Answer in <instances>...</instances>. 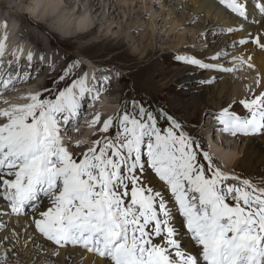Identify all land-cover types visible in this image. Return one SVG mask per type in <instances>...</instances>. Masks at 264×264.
<instances>
[{
  "label": "snow or ice",
  "instance_id": "1",
  "mask_svg": "<svg viewBox=\"0 0 264 264\" xmlns=\"http://www.w3.org/2000/svg\"><path fill=\"white\" fill-rule=\"evenodd\" d=\"M218 4L249 19V0ZM251 12L264 16V0ZM247 43L264 51V32L239 41ZM229 59L255 67L251 54ZM176 60L235 71L198 57ZM61 80L62 87L0 110V214L30 215L36 233L57 249L91 254V264H264V187L222 170L165 110L132 100L115 118H88L85 108L103 86L91 87L86 75ZM10 86L11 77L0 81V95ZM249 93L239 102L246 116L229 108L214 115L222 134L264 136V88ZM85 120L101 135L77 153L83 146H73L69 132ZM146 170L158 189L145 184ZM8 259L5 252L0 264Z\"/></svg>",
  "mask_w": 264,
  "mask_h": 264
},
{
  "label": "bare ground",
  "instance_id": "2",
  "mask_svg": "<svg viewBox=\"0 0 264 264\" xmlns=\"http://www.w3.org/2000/svg\"><path fill=\"white\" fill-rule=\"evenodd\" d=\"M3 1L9 5L16 4L21 7L25 0ZM34 1L35 5L38 6L41 1L43 2L44 0ZM134 1L137 3L140 0H131V4L127 5L128 7L126 6V0H119V2L118 0H63V4H61V2L55 3L54 1H50L52 6L48 5V3L47 6L53 7V11H50L52 14H45L42 12L43 10H40L37 13L34 9L35 7L31 9L30 6L27 8H24L23 6L21 9L22 11L24 10V13L27 11L26 14L28 16L34 15L35 19L39 20L41 24H49L46 25L48 30L61 37H65V30L63 31L59 29L58 26H54L52 24L54 20L59 22V18L62 19L60 21L62 28H69L71 24H73L72 28L75 30H83L82 32L80 31V36L83 35L85 29H88V31L84 35H90L95 32L98 25L104 26L107 20L111 18L115 19V17H119L120 15L122 17L127 16L128 18L134 19L135 17L142 16V18L138 21L139 24L135 25L136 27L134 26L135 28L133 27V30H138L139 28L140 30L144 29L147 23L145 19H150L152 26L150 34L155 35L156 32H159L156 33V36L163 32L167 25H171L170 31L166 34V36L169 37V40L176 39V43L170 45L169 43L172 42L167 41V44L165 43V40L164 43H161V48L173 49L172 52L185 54L186 57L189 58L197 57L196 53L199 51L207 57L208 60L205 61L207 63L224 65L227 67H233L234 69L239 65L238 68L232 72L207 70L205 75L202 77L206 81H210L209 83H206V88L202 93L205 97V101L208 103L206 106L207 108L211 105V102L216 95H218L217 97L219 98H225L227 96L230 100L232 99V105L229 106V108H232L233 105L239 108L241 107L239 102L249 93V86L252 89L256 86V93H258L261 88H264V51H260L254 44L251 43L244 44V46L239 49L237 47V43L233 42L232 37L225 35L227 29L230 31L231 28L234 30L242 29L240 30L241 33L235 35L236 38L240 39H242L241 36L245 37L244 39H247L249 33L264 32V16H261L258 12H251V8L253 7L255 0H249L250 14L249 19L247 20L236 16L223 6L219 5L218 0H187V4H185V1L181 2L180 0H142L141 12H139L138 9L136 12H133L135 10L133 7ZM79 4H82L81 10L79 8H73L71 14H66L64 12L67 7L72 8L73 6L75 7V5L79 6ZM47 6L45 5L44 9H46ZM19 10L17 11V8L14 9L16 14ZM79 11H81V13H79ZM14 13H11L9 10L0 6V24L3 26L6 22L7 28L12 22L17 24L15 32L17 42L15 43L14 39L11 38L6 40L5 43L0 44L3 45L4 49L3 56H0V81H2L3 78H6L5 73H7L10 69L12 70V65H16V67L25 65L26 69L21 72V76L18 75L19 77H17L16 73H12V79L15 82V87L10 86V91L4 90L5 94L0 95V110L13 105H22L26 103L27 101L25 98L34 95L33 93L36 92L35 90H37V88H39L42 84V75L40 73L42 69L45 67L52 68V70L54 68H61V65L58 66V64L54 63L52 52L56 50H54L52 46L46 47L45 38L40 36V33H38L36 29H32V26L28 23H23V21L25 22L27 20H25L23 16L19 17L21 14L16 15ZM51 15L52 17H50ZM208 16H210V19H208ZM13 19L17 20L14 22ZM108 22L109 21H107V23ZM112 24L114 23H111V26ZM109 26L110 24L108 27ZM183 26L185 27L183 28V31L176 36V30H180ZM3 30H5L4 26ZM101 32L103 31L101 30ZM191 32V40H194V42L192 41V43H189L186 35ZM131 41L138 42L139 37H130L129 43H132ZM159 42H163L161 38ZM152 46L153 45H151V43L147 44L146 49L142 46L144 50L141 53L148 51L147 49ZM217 53H227V55H222L219 59H212V57ZM30 54L32 56L31 61L28 60ZM248 54H251L252 56L251 63L255 66L254 70L257 73L256 77H254L252 71L248 72L249 68L246 64L239 62L233 63L229 59L232 55L244 56L246 58ZM68 56L70 57V55ZM88 60L92 62V60L87 59V61ZM39 63L42 68L38 73H34L32 70H35ZM77 67L81 69L83 68V64L78 63ZM20 68L21 67H19V70ZM197 71L198 70L195 67L185 66L179 71V73L176 74V76L182 78L183 82L189 83L198 79L195 75ZM105 73V70L96 69L94 73H91V82H94L95 88L102 85V93L109 97L114 94L115 85L114 83H110L108 80L109 77L106 76ZM101 76L105 78L103 81L99 78ZM44 77L45 79L48 78L45 74ZM245 77L247 79L243 81ZM258 79L260 80L259 86L257 85ZM5 100L8 101V104L4 103ZM88 106H90L91 109L89 112H85L87 117L91 118L97 111L95 110V105L88 104ZM109 110H112L111 107ZM100 117L103 120L101 115ZM207 124L208 123L204 124L202 128L211 131L213 135L215 131V124H213V121L211 120L208 126ZM210 125L211 127H209ZM90 129L91 127L87 124V122H85L82 125L79 124V127L74 129V133L70 130L69 135L73 146H83L82 148H75L77 153L87 151L88 147H86V142H92L100 136L98 132H94L90 139L85 140L86 142L77 140V137H81L82 135L85 136ZM257 136L260 137V135H256V137ZM217 137L219 145L214 146L212 150L216 155L215 158H217V164L224 171H233V168L239 165L246 168L251 164V162H253L252 157H254V155H264V138H260L258 142L253 138L255 136L242 137L238 139L239 137L232 138L222 134L221 132ZM229 139H235V143L229 141ZM239 140L242 142L240 146L241 155L238 156L235 154L236 152L234 154L231 153L232 155L229 154L228 150H230L231 147H234ZM197 141L199 144H203L205 141V134L201 136V140L198 139ZM151 179V183L153 182L158 189L160 187L158 179L155 176ZM0 208H4L2 203H0ZM5 237L8 239H5ZM6 244L8 245L7 248H5ZM5 252L9 253L7 264H91L92 261L91 254L85 253L78 247L68 246L57 249V246L46 241L42 236L34 231L30 215L18 220L15 216H8L6 213L0 214V260L4 259ZM13 255L15 257L14 259H12Z\"/></svg>",
  "mask_w": 264,
  "mask_h": 264
},
{
  "label": "rangeland",
  "instance_id": "3",
  "mask_svg": "<svg viewBox=\"0 0 264 264\" xmlns=\"http://www.w3.org/2000/svg\"><path fill=\"white\" fill-rule=\"evenodd\" d=\"M50 1H54L55 3L61 2V4H63V0H44L43 2L41 1L38 6H36L34 0H25L23 2L24 4H22L21 7L24 6V8H27L30 6L31 9L35 7L34 9L37 13L40 10H43L42 12H44L45 14H52V12L50 11H53V7H51L52 3ZM180 1H185V4L188 3L186 2L187 0ZM47 3L51 6L48 7ZM126 3V6L130 5L131 0H126ZM45 5L47 6V8L45 7L46 9H44ZM0 6L6 10H9L11 13L15 12L14 14H16V11H14V9L17 8V11L20 9L17 14H21V16L19 17L23 16L25 20H27L25 22L23 21V23H28L30 26H32V29H36V31L40 33L39 35L45 38L46 47L52 46V48L56 50L52 52L54 57V63L58 64V66L61 65V68H54L52 70V68L45 67L44 69H42V71L40 72L42 75V84L39 86V88L45 87L44 89L55 90L57 86L62 87L61 77H71L73 75H76L79 70L77 64H83L84 68V63L87 64V59H90L92 60L91 63L95 65V69L105 70V75L109 77L108 80L110 81V83H114V94L110 95L109 97H113L115 102L119 101V103L115 105L116 108L119 106L122 110V108L125 105L130 104L132 100H136L138 103L144 102L147 106H150L152 109H155L157 113H159L161 110H165L166 112L176 117L184 127L185 134L190 135L194 141H197L198 139L201 140V136L205 134V138L209 140L213 147L219 145V141L217 142V136H219V133H217L218 123L214 120L213 117L214 115H216V113L218 114L222 109L229 108V106L232 105V99L230 100L229 98H227V96L225 98H219L217 97L218 95H216L213 98L211 105L208 108L206 107L208 103L205 101V97L202 95L206 88V83H204V81L206 80L202 77L205 75L207 70H202L199 67L191 66L182 62H177V56L186 55L177 52H172L173 49H164L163 47L161 48V43H164L165 40V43H167V41H171L172 43H169L170 45L176 43V39L169 40V37L166 36V34H168L170 31L171 25H167L166 28H164V31L156 36V33L159 32H156L155 35L150 34L152 30L150 19H145L147 23L144 29L140 30L139 28L138 30H133V27L139 24L138 21L140 18H142V16L135 17L134 19L128 18L127 16L122 17L120 15L119 17H115V19L111 18L107 20L111 23H114L112 24V26L111 23H107L106 21V24H110V28L106 24H104V26L100 25L101 27L98 25L95 29V32H93L92 34L84 35L88 31V29H85L83 35L80 36L83 30H75L74 28H72L73 24H71L69 28H62L60 24V21L62 19L59 18V22L54 20L52 24L54 26H58V28L63 31L65 30V37H61L59 35L51 33L48 30L46 25L49 24H41L39 20L35 19L34 15L28 16L26 14L27 11L24 13V10L22 11L20 6L16 4L9 5L3 0H0ZM133 7L135 8L133 12H136L137 9L139 10V12H141L142 0L137 3L136 1H134ZM73 8H79L81 10L82 4H79V6L75 5V7L73 6L72 8L67 7L64 12L66 14H71ZM79 13H81V11H79ZM50 17H52V15ZM208 19H210V16H208ZM13 20L15 22L17 19ZM183 28L185 27L183 26L180 28V30H176V36H178V34L183 31ZM101 30L103 32H101ZM240 30H234L231 28L230 31L229 29H227V32L225 33L226 36L232 37L233 42L237 43V47L239 49L244 46H241L239 44V41L245 38L242 36V39L235 37V35L241 33ZM136 36L139 37V41L135 42V40L134 42L131 41L132 43H129L130 37L134 38ZM191 36L192 32L186 35V38L187 40H189V43H192V41L194 42V40H191ZM160 38L163 42H159ZM149 42L153 46L147 49L148 51L141 53L144 48L146 49L147 44H150ZM68 55H70V57ZM202 55L203 54H201V52L199 51L196 53V56H199L198 58L201 61H207V57L205 55ZM185 66L195 67L198 70L195 73L196 77L198 78L197 80L188 83L183 82L182 78L176 76V74L179 73V71L182 70V68ZM238 66L235 67V70L238 68ZM19 67H21L20 70ZM19 67H16V65H12V70L10 69L7 73H5V77L13 78L12 73H16L17 77H19L18 75L21 76V72L26 69V66L21 65ZM41 68V64L39 63L38 67L36 66V69L32 71L34 73H38ZM250 71H252L254 77L257 76V73L255 72L254 68L249 69L248 72ZM44 74L47 75V79H45ZM99 78L102 79V81L105 79L103 76ZM246 79L247 78L245 77L243 81H245ZM250 89L252 92H256L257 87L254 86V88L252 89L249 86V90ZM37 90L35 91L37 92ZM249 94L250 93H248V95L244 99L248 98ZM229 109L242 116H246L247 114L242 106L237 108V106L233 105V107ZM118 114L115 113L113 118H115ZM210 120L213 121V124H215V131L213 135L211 131L202 128L204 124H209ZM209 127H211V125ZM74 131L75 130H72L71 132L74 133ZM240 138L242 137H239L238 139ZM253 138L255 141L257 140L259 142L260 138H264V136H255ZM234 140L229 139V141L231 142H234ZM93 141L87 143V147L92 146ZM241 143L242 142L239 140V142H237L234 147H231V149L228 150V153L234 154L236 152L235 154L240 156ZM201 145L203 146V150L206 151L205 146L203 144ZM252 160L253 162H251V164L246 168L242 165H239L233 168V171L227 170V172L234 173L236 176L241 178L249 179L254 184L264 187V155H254V157H252ZM150 177L154 178L151 171L146 170L143 177L145 184L156 188V185L153 182L151 183L152 179ZM230 183H236V181H230Z\"/></svg>",
  "mask_w": 264,
  "mask_h": 264
}]
</instances>
